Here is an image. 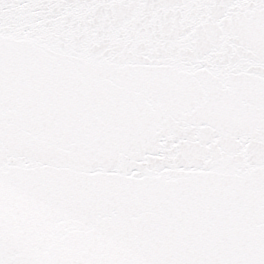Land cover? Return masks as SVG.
<instances>
[{"label":"snow or ice","instance_id":"snow-or-ice-1","mask_svg":"<svg viewBox=\"0 0 264 264\" xmlns=\"http://www.w3.org/2000/svg\"><path fill=\"white\" fill-rule=\"evenodd\" d=\"M0 264H264V0H0Z\"/></svg>","mask_w":264,"mask_h":264}]
</instances>
